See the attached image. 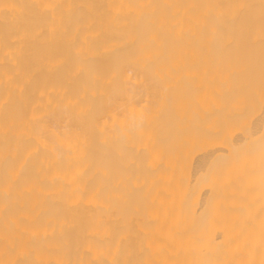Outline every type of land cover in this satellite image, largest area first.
<instances>
[{
	"label": "bare ground",
	"instance_id": "1",
	"mask_svg": "<svg viewBox=\"0 0 264 264\" xmlns=\"http://www.w3.org/2000/svg\"><path fill=\"white\" fill-rule=\"evenodd\" d=\"M0 264H264V0H0Z\"/></svg>",
	"mask_w": 264,
	"mask_h": 264
}]
</instances>
